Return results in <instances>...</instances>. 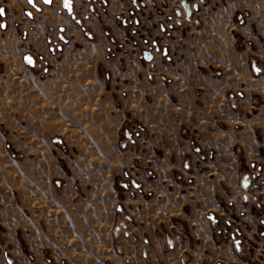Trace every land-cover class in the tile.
<instances>
[{
    "label": "rangeland",
    "instance_id": "374dc122",
    "mask_svg": "<svg viewBox=\"0 0 264 264\" xmlns=\"http://www.w3.org/2000/svg\"><path fill=\"white\" fill-rule=\"evenodd\" d=\"M195 2L198 9L192 10L190 20L185 19L178 0H150V9L138 4L133 13L118 14L119 30L93 31L87 24L79 25L78 35L90 42L66 47V53L86 49L99 65L97 78L87 81L86 86L102 85L105 91L88 93L86 101L100 103L102 97L104 108L110 103L118 108L112 114L119 118L117 141L113 143L118 151L99 159L102 172L99 167L95 171L94 159L82 147L80 151L72 143L70 154L65 152L70 172L65 168L68 175L64 181L70 183L74 205L71 264H129V253H115V258L111 254V235L115 241L118 235L120 249L132 244L127 215L119 222L112 221L117 214L115 202L111 203L113 197L154 199L160 178L186 186L195 176L199 177L200 189H207L212 182V189L219 190L215 202L225 209L214 210V217L209 214L206 219L220 243L229 242L231 250L246 255L249 264H264V0ZM86 11L90 14L87 16L92 15L90 9ZM99 37L103 40L100 47ZM63 47L57 35L48 51L57 54ZM164 47L168 48L167 56L162 53ZM32 58L40 76L49 75L52 65L45 56ZM117 71L129 72V76ZM7 136V165L13 167V134ZM111 156L117 157L119 174H110ZM58 161L62 171L63 161ZM162 166L176 169L162 174L158 171ZM63 179L55 173L56 198L65 191ZM94 180L103 184L106 218L80 220L79 201L94 192L87 190L89 185L94 186ZM173 187L168 186V193ZM6 193L11 197L14 191ZM6 219V236L0 242L15 256L17 247L31 245L32 239L29 231L22 238L14 230H30L32 224L29 220L18 221L9 211ZM63 225L62 217L54 220L56 249L63 245L59 237ZM174 235L165 244L167 250L175 246L178 237ZM80 244L83 254H78ZM146 253L145 247L140 249L141 257ZM61 256L55 253V262L46 264H62Z\"/></svg>",
    "mask_w": 264,
    "mask_h": 264
},
{
    "label": "crops",
    "instance_id": "0c3cea01",
    "mask_svg": "<svg viewBox=\"0 0 264 264\" xmlns=\"http://www.w3.org/2000/svg\"><path fill=\"white\" fill-rule=\"evenodd\" d=\"M48 1L0 0V239L6 236L8 211L18 221L29 220L32 224L30 230H14L22 238L29 231L32 239L31 245L18 246L15 256L10 255V251L5 250V245L0 242V264H46L55 262V253L62 254V264H71L70 221L73 204L70 183L64 181L68 175L65 168L70 172L64 159L65 152L70 154L72 143L80 151L82 147L88 157L94 159L92 164L96 167L95 171H99V167L102 172L100 160L104 154L108 156L118 151V146L113 143L117 141L119 118L112 114L118 108L112 103L104 108L102 97L100 103L96 100L94 104L86 101L88 93L102 94L105 91L102 85H90L87 89V81L98 76L99 65L94 58L87 55L86 49H82V53L80 50L66 53L65 50L70 45L84 46L90 42L78 35L79 25L87 24L93 31L119 30L121 27L117 19L120 14L133 13L132 9H137L138 4L150 9V0H67V7L65 0ZM178 1L185 19L190 20L194 14L192 10L198 9L195 0ZM86 9H90L92 18L87 16L90 14ZM176 13L180 14L177 10ZM57 35L64 47L53 54L48 51V45L50 41H56ZM98 41L100 47L103 40L99 37ZM91 45L97 46V43ZM162 53L167 56L168 48L164 47ZM38 54L44 55L52 65L46 77H41L37 67L33 66L32 55ZM28 57L30 59L27 60ZM117 73L129 76L126 71ZM81 94L84 95L82 99ZM8 133L13 134V167L7 165ZM108 141L111 144L108 145ZM112 156L110 174H119L121 168L117 157ZM58 160L63 161L62 171ZM173 169L176 167L162 166L158 171L162 174L173 173ZM194 171L199 173L196 168ZM55 173H60L64 178L62 183L65 190L62 197L57 198ZM213 173L208 171V174ZM198 178L195 176L192 183L186 186L177 182L167 183L166 178H160L155 184L158 194L154 199L144 196L113 197L111 203L115 202L113 208L117 214L112 216L111 213L112 221L117 219L119 222L127 215L132 244H128L129 247L124 244L126 247L120 249L118 235L117 241L111 235L112 258H115V253H129V264H208L216 261L249 264L246 255L231 250L229 242L220 243L216 237L206 218L209 214L213 218L214 210L223 212L225 207L216 204L219 190L212 189V182L207 184V189H200ZM95 181L92 182L93 187L87 184L90 186L87 190L94 192L79 201L78 207L82 210L80 220L102 221L106 218L103 214V184ZM242 182L248 184L245 179ZM168 186H174V193H168ZM7 190H13V196L7 197ZM217 196L220 197V194ZM8 206L12 207L8 210ZM242 210L247 211L246 208ZM58 217H62L64 222L59 234L63 238V245L56 249L53 241L55 231L52 228ZM252 232L257 236L256 232ZM174 234L178 237L175 246L167 250L165 244ZM168 245L172 246L171 243ZM143 247L147 251L146 257L140 255ZM82 248L80 244L78 254H83ZM80 259L83 257L80 256ZM184 259L187 262H183Z\"/></svg>",
    "mask_w": 264,
    "mask_h": 264
},
{
    "label": "water",
    "instance_id": "95a60500",
    "mask_svg": "<svg viewBox=\"0 0 264 264\" xmlns=\"http://www.w3.org/2000/svg\"><path fill=\"white\" fill-rule=\"evenodd\" d=\"M184 7H185V10H186V12H190V10L188 9V7L186 6V3H184ZM145 58H148V55H145Z\"/></svg>",
    "mask_w": 264,
    "mask_h": 264
},
{
    "label": "snow or ice",
    "instance_id": "6c2138e0",
    "mask_svg": "<svg viewBox=\"0 0 264 264\" xmlns=\"http://www.w3.org/2000/svg\"><path fill=\"white\" fill-rule=\"evenodd\" d=\"M29 2L31 3V0H29ZM45 2H48V0H45ZM65 6H66V7L68 6V4H67V0H65ZM0 14H2V13H0ZM0 26H2V25H0Z\"/></svg>",
    "mask_w": 264,
    "mask_h": 264
},
{
    "label": "built area",
    "instance_id": "2783aa9c",
    "mask_svg": "<svg viewBox=\"0 0 264 264\" xmlns=\"http://www.w3.org/2000/svg\"><path fill=\"white\" fill-rule=\"evenodd\" d=\"M49 2V1H48ZM137 7V6H136ZM138 8V7H137ZM145 55H147V53H145ZM30 59L29 57L27 58V60Z\"/></svg>",
    "mask_w": 264,
    "mask_h": 264
}]
</instances>
